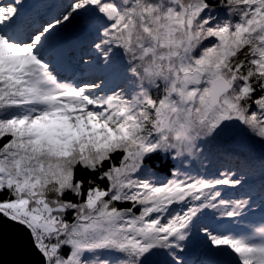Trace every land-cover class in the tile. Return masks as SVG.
<instances>
[{"label":"snow or ice","instance_id":"6c2138e0","mask_svg":"<svg viewBox=\"0 0 264 264\" xmlns=\"http://www.w3.org/2000/svg\"><path fill=\"white\" fill-rule=\"evenodd\" d=\"M24 7L0 0V251L7 224L38 257L16 264H186L196 231L226 257L207 264H264V202L259 226L210 227L247 220L253 201L220 190L243 185L235 173L192 166L230 128L264 143V0ZM70 25L90 36V79L57 70Z\"/></svg>","mask_w":264,"mask_h":264},{"label":"trees","instance_id":"16d2710c","mask_svg":"<svg viewBox=\"0 0 264 264\" xmlns=\"http://www.w3.org/2000/svg\"><path fill=\"white\" fill-rule=\"evenodd\" d=\"M29 1L31 0H24L25 3ZM67 2L68 0H35L31 6L24 9V12L27 16L37 19L50 18ZM68 31L73 33L68 42L62 45L58 41L53 49L58 72L62 76L77 80H86L98 75L99 72L95 69H90L81 63L82 56L85 61L91 59L90 56L85 55L90 42L89 34L76 25H70ZM205 155L206 159H196L192 166L201 174L208 176L229 171L235 173L243 180V185L236 188L221 187L220 190L227 192L228 195L234 192L249 197L251 201L256 200L259 207L255 211L260 212L264 202V143L250 138L238 128L231 134L226 131V136H219L211 141L209 151ZM157 171L161 170L157 169ZM164 176L166 172L161 171V177ZM205 219L212 220L211 216L202 221ZM166 259L168 257L163 253L152 257L155 264H166Z\"/></svg>","mask_w":264,"mask_h":264},{"label":"rangeland","instance_id":"374dc122","mask_svg":"<svg viewBox=\"0 0 264 264\" xmlns=\"http://www.w3.org/2000/svg\"><path fill=\"white\" fill-rule=\"evenodd\" d=\"M35 0H31L27 3H25V8H28L34 3ZM73 35V33L69 32L68 29L65 30L61 36L58 38L57 42H61L62 45L65 44L66 38L69 36ZM236 129L238 128H230L227 130L230 134L233 133ZM222 137L226 136V132L221 135ZM230 136V135H227ZM224 139V138H223ZM222 193L225 195L226 198L230 199H238V198H246L243 194H235L233 192L232 195H228L227 192L222 191ZM249 198V197H248ZM256 199V198H255ZM253 201V215H249L247 220L244 221H229L228 219H223V220H210L202 221V223H207L209 224L210 227L213 228H218L221 231L229 230V229H237V230H242L245 228H248L251 224H255L256 226H259L260 223V212H256L259 207L258 202L256 200ZM256 210V211H255ZM200 225H198L199 227ZM183 259L187 263L191 264H207L209 260H214V261H223L226 259V257H216V256H210L208 253V248H207V242L204 239V235L202 232H196L194 231L193 234L190 236V239L186 242V250L183 253ZM168 259H166L167 262ZM153 264L155 262L153 261ZM164 264V263H163Z\"/></svg>","mask_w":264,"mask_h":264},{"label":"water","instance_id":"95a60500","mask_svg":"<svg viewBox=\"0 0 264 264\" xmlns=\"http://www.w3.org/2000/svg\"><path fill=\"white\" fill-rule=\"evenodd\" d=\"M19 236L20 233L15 228V226H8L5 224V243L2 251H0V260L3 261V264H16V262L20 260L38 259V257L27 255L21 252L19 246L14 242L19 238Z\"/></svg>","mask_w":264,"mask_h":264}]
</instances>
